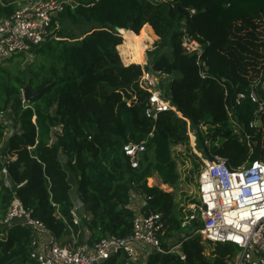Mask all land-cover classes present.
Here are the masks:
<instances>
[{
    "label": "trees",
    "instance_id": "16d2710c",
    "mask_svg": "<svg viewBox=\"0 0 264 264\" xmlns=\"http://www.w3.org/2000/svg\"><path fill=\"white\" fill-rule=\"evenodd\" d=\"M65 1L45 40L5 59L29 56L22 69L0 65V158L8 182L0 180V216L16 197L62 244L71 234L92 244L131 232L133 192L146 199L143 209L162 214L160 243L173 248L150 251L145 264H226L235 246L213 243L206 253L193 233L201 221L181 227L189 211L175 199L181 175L172 148L189 149L186 184L198 179L197 153L219 155L230 168L264 161V113L247 97L253 88L264 103V40L258 35L264 0ZM17 6V0H0V17ZM124 32L134 36L140 61L150 46L145 65L128 57ZM185 33L199 52L184 50ZM124 53L128 64L120 59ZM143 69L162 76L160 89L175 108L155 120L145 116L149 94L138 85ZM25 85L41 91L22 102ZM238 93L246 96L236 103ZM187 121L196 153L190 152ZM129 142L144 146L136 168L122 150ZM154 174L173 190L148 186ZM73 186L86 215L77 225L70 213ZM34 235L19 223L0 224V264H38L30 257ZM104 264H128L127 256L115 253Z\"/></svg>",
    "mask_w": 264,
    "mask_h": 264
},
{
    "label": "built area",
    "instance_id": "2783aa9c",
    "mask_svg": "<svg viewBox=\"0 0 264 264\" xmlns=\"http://www.w3.org/2000/svg\"><path fill=\"white\" fill-rule=\"evenodd\" d=\"M68 2L19 0L17 8L9 16L0 17V61L15 54H26L45 40L50 32L52 18ZM181 44L186 52L200 51L198 42L186 33L182 36ZM138 85L149 94L146 117L155 120L160 112L175 110L150 72L143 69ZM245 96L238 93L236 103ZM247 97L257 104V112L264 113V103L253 88ZM3 119L4 111L0 110V120ZM199 127L203 129L204 125L200 124ZM187 128L189 141L194 146L195 135L188 121ZM122 150L131 167L136 168L144 150L143 143L129 142ZM197 155L202 161L197 179L198 203L187 209L189 212L184 215L181 227H186L193 220H200L201 226L193 231L194 234H200L204 240L212 243H230L235 246L237 251L226 264H264V161L254 160L249 165L230 168L219 155L211 158ZM1 158L0 180L8 184L6 164ZM145 200L143 195L132 192L129 206L135 210V214L128 235L106 236L92 244L77 241L62 244L43 221L32 216L31 211L23 207L16 197L12 198L4 215L0 216V224L19 223L33 229L35 235L31 240L30 257L38 264H104L118 252L127 256L128 264H145L144 260L150 251L164 253L173 250L172 247H162L159 239L164 229L162 214L143 209ZM80 208L79 202H73L70 211L73 224H79L80 219L86 217ZM180 258L183 259L184 255Z\"/></svg>",
    "mask_w": 264,
    "mask_h": 264
},
{
    "label": "rangeland",
    "instance_id": "374dc122",
    "mask_svg": "<svg viewBox=\"0 0 264 264\" xmlns=\"http://www.w3.org/2000/svg\"><path fill=\"white\" fill-rule=\"evenodd\" d=\"M17 1H19V0H17ZM259 30L261 31V32L258 33L259 38L260 39L262 38L261 40H264V35L261 34V33H264L263 26ZM124 33H125V37H126L125 39L127 40V41L126 40L125 41L129 42L128 34L130 32H124ZM133 39L135 40L134 36H133ZM149 47L150 46H148L147 48H149ZM146 49L144 47V59H143V61H139L138 62L142 66L146 63V55H145ZM132 50L136 51V53L138 54L137 48H136V50L135 49H132ZM117 51H118V47H117ZM118 53H119V51H118ZM125 56H126V53L122 54V56L120 57L121 61L125 58ZM128 57L130 58V55H128ZM27 59L29 60L30 57L27 56L24 59L16 57L13 60H4V61H2L0 63V65L2 67H8L10 71H13V68L22 69L24 67V63H25V61H27ZM123 63H125V62H123ZM161 79H162V76L160 77L159 75H154V80L157 81L158 83L160 82ZM189 146H190V149H191L190 152L196 153L195 147L192 146L190 141H189ZM188 155H189V149L186 146H184V145H177V146L172 148V156H173V158L176 161L177 170L180 172V175H181L180 178H179V183L180 184L174 190L175 199H176V201H179L180 205L184 206L186 209H188L190 207V205H194L195 204V203L189 202L190 199H198V195H197V180H196V178H194L193 181L190 184L189 183L186 184L184 182L185 175L188 173L187 171L189 169H191V167H192L191 166V160H190ZM181 161H184L183 164L181 163ZM201 167H202V165L200 166V169H201ZM147 185L148 186H158V187H160L162 189H165L167 191L173 190L167 184L161 183V180H160V178H159V176L157 174H154L152 177L147 178ZM70 195H71V198H72L73 202L76 203V193H75L74 186L71 188ZM69 239H71V240H68L67 242H69V241H77V235L73 234V236H72V234H71V235H69ZM202 240L205 243V251H206V253L211 252L214 249V244L212 242L211 243H206L203 238H202Z\"/></svg>",
    "mask_w": 264,
    "mask_h": 264
},
{
    "label": "bare ground",
    "instance_id": "6f19581e",
    "mask_svg": "<svg viewBox=\"0 0 264 264\" xmlns=\"http://www.w3.org/2000/svg\"><path fill=\"white\" fill-rule=\"evenodd\" d=\"M128 38H129V42H126V48L128 50V55H130V59L136 63H138L140 60L137 58L138 54L136 53V51H133L132 49L136 50L135 44H134V39L131 33L128 34ZM135 47V48H134ZM128 64V63H126ZM140 64V63H138Z\"/></svg>",
    "mask_w": 264,
    "mask_h": 264
},
{
    "label": "water",
    "instance_id": "95a60500",
    "mask_svg": "<svg viewBox=\"0 0 264 264\" xmlns=\"http://www.w3.org/2000/svg\"><path fill=\"white\" fill-rule=\"evenodd\" d=\"M41 90L38 89V90H35V91H32L28 85H25L23 88H22V92H21V95H22V98L24 101H30L33 97H35Z\"/></svg>",
    "mask_w": 264,
    "mask_h": 264
}]
</instances>
